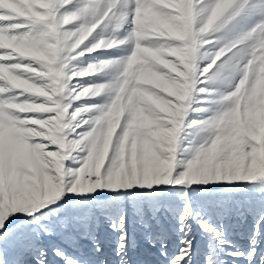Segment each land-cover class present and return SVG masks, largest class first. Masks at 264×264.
I'll return each mask as SVG.
<instances>
[{
  "label": "rangeland",
  "instance_id": "obj_1",
  "mask_svg": "<svg viewBox=\"0 0 264 264\" xmlns=\"http://www.w3.org/2000/svg\"><path fill=\"white\" fill-rule=\"evenodd\" d=\"M0 264H264V0H0Z\"/></svg>",
  "mask_w": 264,
  "mask_h": 264
},
{
  "label": "crops",
  "instance_id": "obj_2",
  "mask_svg": "<svg viewBox=\"0 0 264 264\" xmlns=\"http://www.w3.org/2000/svg\"><path fill=\"white\" fill-rule=\"evenodd\" d=\"M26 205V204H25ZM30 205V204H29ZM28 206V205H27ZM23 210H25V206H24V209Z\"/></svg>",
  "mask_w": 264,
  "mask_h": 264
}]
</instances>
